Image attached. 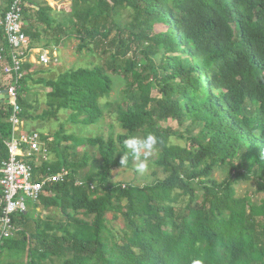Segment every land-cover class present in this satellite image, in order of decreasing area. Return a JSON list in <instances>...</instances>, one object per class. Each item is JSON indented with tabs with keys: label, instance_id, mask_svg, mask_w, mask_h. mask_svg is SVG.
Instances as JSON below:
<instances>
[{
	"label": "trees",
	"instance_id": "1",
	"mask_svg": "<svg viewBox=\"0 0 264 264\" xmlns=\"http://www.w3.org/2000/svg\"><path fill=\"white\" fill-rule=\"evenodd\" d=\"M70 1L81 5L58 21L49 15L45 1L24 0L28 23L24 32L30 46L45 33L54 34L55 44L62 37L74 38L79 54L93 53L95 42L116 32L108 52L114 50L128 63L121 71L124 97L117 118L123 132L107 140L96 136L80 142L98 150L101 173L80 177L81 165L69 162L57 147L51 152L57 160H39L40 165L35 158L24 160L32 167L34 180L69 171L63 183L47 186L40 198H52L62 222L54 233L48 227L50 235L40 227L31 234V217L19 215L13 238L0 244V264H45L53 258L59 264H264V202L256 205L237 198L233 189L241 178L264 181V0ZM118 8L142 16L139 26L151 31L147 39L156 48L153 52L142 47V31H136L140 27L117 22ZM40 24L45 26L41 34ZM157 54L161 63L153 65ZM141 58L149 62L148 73L143 72ZM117 70L114 63H92L55 80H34V73H29L23 82L49 87L47 96L59 103L48 104L49 109L34 116L30 111L36 100L19 98L20 116L36 121L70 111L71 124H95L105 114L99 101L110 94ZM153 73L156 81L166 73L170 77L159 87L160 97L151 102L150 87L140 83ZM248 104L254 107L251 112ZM9 111L0 103V164L8 158ZM168 119L187 122L200 132L187 138L186 147L175 146L170 143L174 130L159 126ZM63 132L59 128L56 138L68 139ZM138 134L157 138L155 164L164 174L146 190V207L143 194L148 188L110 182L111 169L130 165L131 156L127 165L119 160L128 152L124 141ZM241 153L238 166L245 172L234 171L233 161ZM225 164L232 167V175L218 182L211 177L213 169ZM77 179L83 187L74 185ZM197 179L204 199L191 187ZM108 213L119 214L127 231L113 232ZM59 231L63 235L55 234Z\"/></svg>",
	"mask_w": 264,
	"mask_h": 264
},
{
	"label": "rangeland",
	"instance_id": "2",
	"mask_svg": "<svg viewBox=\"0 0 264 264\" xmlns=\"http://www.w3.org/2000/svg\"><path fill=\"white\" fill-rule=\"evenodd\" d=\"M80 5V3H76L73 1H61L60 4L54 6L56 9L54 10L56 12L55 17L58 21L64 20L67 16L72 15ZM115 19L122 26H125L129 23H134V25L140 27L139 24L142 20V16L140 14H136L131 9L118 8ZM155 28L159 27L155 26ZM138 30L142 31V37H140V40H142L143 44L142 47L153 52L156 48L154 47L153 43L147 39L151 37V31H146L145 27L136 29V31ZM138 32H136V35H138ZM115 38L116 32L112 31L107 39L102 42L99 40L94 43L93 53L83 52L81 54L77 52L78 42L74 38L62 37L60 39L59 46L55 44V41L54 43L51 41H43L42 43L50 50V62L46 66L35 65L33 67V71H31L34 72V80L40 78H44L46 80H55L57 76L63 72L88 67L92 63L103 65L114 63L118 68L116 74L112 76L113 86L110 94L106 98L99 101V104L104 109L105 114L102 118L97 120L95 124L89 126L71 124V122L68 121L69 114L71 113L70 111H60L55 117L48 116L36 121L24 120L23 127H25V129H31L28 131H32L33 128V131L38 132L41 138H46L45 143L49 153L48 161L50 159L57 160L55 159V153L54 156H51V152H53L57 147L58 151L63 153L67 157L69 162L75 163L76 165H81V168L79 170L80 177L101 173L103 165L98 150L96 148L82 145L80 142L96 136L103 137L105 140H107V138H115L118 134L123 132L117 118L118 111L122 108V99L124 97V82L122 80L121 71L123 70L124 64L127 65L128 63L126 62L127 58H125V62L123 63L124 59H122L121 55H119L118 58L117 55L114 54V50L108 52L110 50V43ZM36 42H34V44ZM54 49H56L57 51H54ZM153 60L155 61L153 65L161 63V55H155L153 57ZM140 65L143 66L144 73L149 72V62H146L144 58L140 59ZM155 75L156 74L153 73L146 82L140 83V85H146L150 87L151 92L148 98L149 100H151V102L157 100L160 97L159 87L163 86V81L167 80L170 77V73H166L165 75H163L160 81H156ZM3 84L4 83H2V85ZM49 91L50 88L44 86L43 84H35V82L30 83V89L29 91H27L26 99L33 98V100H36L32 104L34 109L30 111L32 115L39 116L44 110L49 109L48 104L55 105L59 103V100L51 99L47 96V93ZM246 108H249V112L254 109V107L249 104L246 106ZM159 126L161 128H166L168 126L173 129L175 132V136L170 138V143L180 147H186L188 144L187 138L196 136L200 132V129L196 127H189L187 122L185 124H179L178 121L174 119H168L165 122H159ZM61 127L64 129V132L61 134V136L68 137V139L66 140H60L55 136V133L59 131V128ZM140 136L141 135L138 134L136 137ZM210 138L211 136H209V138L207 139V143L211 141ZM214 144L215 142L211 145L213 146ZM158 154L159 148L155 146L154 151H152L149 155L141 157L147 164L146 170L142 173L137 171V161L134 158L131 159L130 165L126 168L111 169L110 182L121 183L123 185H137L144 189L148 188L145 189L143 194V200L145 202L144 205L146 207L148 203L147 198H149V191L146 190H150L151 187H154L156 185L157 181H161L164 178L162 170L159 169L155 164ZM241 155L242 153L239 154V159H235L233 161L235 169L234 171H237L239 169L245 172L244 167L240 169L238 166ZM247 161L248 160H245V162ZM40 163L41 161H36L37 165H40ZM231 173L232 167L228 164H225L214 168L211 177L218 182H221L223 180L229 179L230 175H232ZM200 179L203 178L201 177ZM198 181L199 180L197 179L191 182V187L194 192L200 197V199H204V189ZM258 187L264 189V181L255 180L254 178H250V180L241 178L233 185L235 196L237 198H245L256 205H261L264 202V190L260 191L258 190ZM51 199L46 200L49 204L47 205V207H52L50 209V216L56 219H61L57 208L55 207V205H53L54 202L50 201ZM175 208L176 211H178V205H176ZM54 213L56 214L54 215ZM90 219V217L86 218V220L88 221ZM107 220L109 222L108 226L113 232L118 233L120 231H127V226L123 218L119 214L108 213ZM56 225L60 224L58 223ZM56 225H53V227L50 229L53 233L55 230L54 227H56ZM74 231L75 230H73V232ZM55 234H58L59 236L63 235L60 233V231ZM106 247L107 250L110 251L111 246L108 243H106ZM45 264H59V261L56 258H53L52 260L46 261Z\"/></svg>",
	"mask_w": 264,
	"mask_h": 264
},
{
	"label": "built area",
	"instance_id": "3",
	"mask_svg": "<svg viewBox=\"0 0 264 264\" xmlns=\"http://www.w3.org/2000/svg\"><path fill=\"white\" fill-rule=\"evenodd\" d=\"M24 7V0H8L6 7L0 5V36L5 45L0 55L5 59L2 74L7 95L2 104L5 109L10 108L7 120L12 128L5 142L8 158L0 164V244L4 239L13 238L17 230L15 219L28 213L30 203L40 202L47 186L63 183L70 175L68 170L62 169L34 180L32 167L24 161L33 158L42 162L48 160V149L39 133L23 130L22 107L18 101L19 98L25 99L30 87V82H23L31 73L26 65L46 66L50 62L48 50L30 46L24 32ZM74 185L83 187L84 182L77 179ZM89 188L94 190L95 186L90 184Z\"/></svg>",
	"mask_w": 264,
	"mask_h": 264
},
{
	"label": "crops",
	"instance_id": "4",
	"mask_svg": "<svg viewBox=\"0 0 264 264\" xmlns=\"http://www.w3.org/2000/svg\"><path fill=\"white\" fill-rule=\"evenodd\" d=\"M37 1H45L46 5L48 7H50V11H48L49 15L51 17L52 16L55 17L56 12L54 10H56V9H55L54 6L57 5V4H60L61 1H70V0H37ZM0 5L1 6H6L7 5V0L0 1ZM27 27H28V23H26L25 29ZM44 28H45V26L43 24L39 25V27H38L39 34L44 32ZM33 32H34V30H33ZM52 36H53V34H51V33H45V36H44V34H41V36L39 35V38L36 40L37 42L35 41L36 43L33 44V46L34 47L35 46L36 47H41L43 49L48 50V52H49L50 50L42 42L43 41H45V42L51 41V42L54 43L55 40H54V38ZM51 42H49V43H51ZM57 45L59 46V44H57ZM2 48H4L3 47V40H2V37L0 36V50ZM54 51H57V50L54 49ZM49 54H50V52H49ZM28 65H31L29 69L31 71H33V67L35 65H33V64H28ZM4 66H5V59L0 55V93H1V91L4 88V85H5L4 76L2 74V68ZM31 73H34V72H31ZM2 83H4V84L2 85ZM3 101H5V99L0 94V103H3ZM23 130L28 131V130H31V129H25V127H23ZM32 130H33V128H32ZM34 160L37 161L38 159H34ZM36 161H35V164H36ZM45 198L43 200H41L39 203H37V204H29L28 205V209H29L28 210V216H29V219L31 217L28 230H29V232L31 234H35V229L40 227L41 228L40 232L45 233L47 235H50L51 231L49 230L48 227L50 225L53 227V225H56L58 223L61 224V222H62L60 219H56V218L50 216L51 215L50 209L52 207H49V208L47 207V201L45 200ZM55 214L56 213H54V215ZM33 221H34V223H33ZM36 222H38V223L36 224ZM54 228L56 229L57 225Z\"/></svg>",
	"mask_w": 264,
	"mask_h": 264
},
{
	"label": "clouds",
	"instance_id": "5",
	"mask_svg": "<svg viewBox=\"0 0 264 264\" xmlns=\"http://www.w3.org/2000/svg\"><path fill=\"white\" fill-rule=\"evenodd\" d=\"M6 6H3V7H6ZM31 47H34V46H31ZM2 90H5V89L3 88ZM156 144H157V138L153 134H148L144 136L143 138L136 137V136L127 138L124 141V146L126 147V149H128V152L122 157H120L119 163L121 165H127L129 161V156H131L137 161L136 163L137 171L141 173L144 172L146 170L147 164L141 157L147 156L152 151H154Z\"/></svg>",
	"mask_w": 264,
	"mask_h": 264
},
{
	"label": "water",
	"instance_id": "6",
	"mask_svg": "<svg viewBox=\"0 0 264 264\" xmlns=\"http://www.w3.org/2000/svg\"><path fill=\"white\" fill-rule=\"evenodd\" d=\"M1 96H3L4 99L7 98V95H6V91L5 90H2L1 91Z\"/></svg>",
	"mask_w": 264,
	"mask_h": 264
}]
</instances>
